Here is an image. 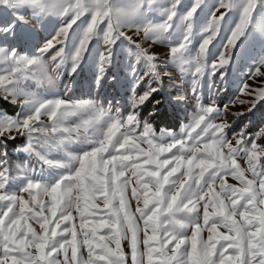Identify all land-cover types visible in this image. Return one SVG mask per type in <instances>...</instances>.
Segmentation results:
<instances>
[{
  "label": "snow or ice",
  "instance_id": "1",
  "mask_svg": "<svg viewBox=\"0 0 264 264\" xmlns=\"http://www.w3.org/2000/svg\"><path fill=\"white\" fill-rule=\"evenodd\" d=\"M154 3L0 0L5 12L29 6L41 17L49 13L60 17L59 27L45 39L38 55H20L13 45L0 48L4 73L0 74V99L15 103L23 97L21 111L15 116L0 112V138L24 137L22 151L35 155L51 170L47 175L42 172L24 178L19 192L26 193L27 199L12 190L8 169L0 170V264H264V145L257 143L258 137L241 129L229 139L231 125L213 123L212 114L218 110L212 106L201 107L181 135L162 132L157 136L152 124L142 120L136 110L157 91L151 87L134 98L133 110L124 116L119 109L105 110L90 100L38 98L20 86L32 68L45 67L46 54L57 74L69 59L75 73L105 22L101 73L122 39L135 47L137 58L150 73L159 75L155 71L157 57L127 36L122 31L125 27L143 31L145 40L172 44V59L182 70L194 63L196 74H201L207 57L214 56L210 67L222 80L237 57L246 54L253 33L250 25L264 37V12L258 11V7L264 9V0H212L211 7L207 0H190L187 5L184 0H168L166 5H156L162 9V22L145 23L144 12ZM205 8V21L198 23ZM254 13L260 16L259 21ZM232 14L235 18L230 22ZM21 20L15 17V22L0 23V33L16 38ZM82 25L78 43L66 52L70 32ZM194 28L199 41L192 57ZM222 33L221 50L213 52ZM253 60L250 78L264 77V51ZM242 92L255 96L249 111L257 102H264V86L244 84ZM72 118L80 121L74 127L68 123ZM72 144L78 146L79 154L67 151ZM40 149L63 150L67 160L49 159ZM240 158L246 168L238 163ZM229 175L239 186L225 182ZM133 178L135 212L129 209L127 198ZM98 195L107 215L99 217L98 224L78 241L88 221L86 213L95 216L100 208ZM73 209L79 214L80 231ZM29 221L39 225V231ZM221 226L227 231H219ZM99 229L105 231L98 235ZM205 230L206 239L202 235ZM121 241L128 242L129 251L121 247ZM81 246L88 249L86 258L79 252Z\"/></svg>",
  "mask_w": 264,
  "mask_h": 264
},
{
  "label": "rangeland",
  "instance_id": "2",
  "mask_svg": "<svg viewBox=\"0 0 264 264\" xmlns=\"http://www.w3.org/2000/svg\"><path fill=\"white\" fill-rule=\"evenodd\" d=\"M116 2L120 5H124L127 3V0H116ZM189 2L190 0H184L185 5ZM207 2L208 7H211L212 0H207ZM167 3L168 0H155V3L144 12L143 21L151 24L161 23L164 18L163 12L162 9L157 8L156 5L159 4L163 6ZM258 11L264 12V9L258 7ZM0 12H2L0 23L15 22V17H22L21 22L17 25L18 33L16 38L11 36L6 37L3 33H0V48L7 49L9 45H13L17 48L20 55H38L39 48L43 46L45 39L50 38V36L54 34L55 28L59 27L60 17L51 13L41 17L29 6L21 7L18 10L8 9L6 12L3 8H0ZM207 13L208 8H205L199 15L198 23L205 21ZM254 16L257 21L260 20V16H256L255 13ZM234 18V14L230 15L229 21L231 22ZM88 19H90V17H88ZM81 20H85V17H81ZM83 26L84 25L80 28H75L74 26L75 30L70 32V39L66 46V52H71L74 45L78 43ZM106 26L105 22L97 29V35L90 43L89 51L85 56L84 62L75 73L71 72V61L69 59L61 66L57 74L53 70L48 54H46L43 57L45 67L41 68L37 66L32 68L29 78L22 80L20 86L25 92L38 98H59L69 102L90 100L98 107H102L105 110L111 109L112 112H115L119 109L124 116L133 110L132 104L134 98L142 95L151 87L155 88L157 91L153 93L143 106L136 110L140 113L142 120H148L152 124L157 136H160L162 132L172 133L177 136L181 135L185 126L193 122L194 117L201 107L212 106L218 110V114H212V122L217 124L227 122L231 125L228 130L229 139H232L233 133H238L243 129L248 136L258 137V144L264 145V143H262V138L264 137V113L261 116L262 120L258 124V129L254 132L247 130L251 122L260 117L257 113V109L258 107L264 109V102H257L255 108L249 111L248 109L252 107L251 101L255 99V96L245 95L242 92L244 84H248L252 88L264 86V77H256L253 79L249 76V73L254 71L255 61L253 57L258 59L261 52L264 51V37H261L258 28H253V26L250 25V31L252 29L253 33L249 37L246 54L237 57L235 63L230 66L227 76L222 80L219 73H213L211 70L210 65L214 60V56L207 57V66L201 74H196L194 63L184 65L182 70L181 65L172 59V44L167 41L161 42L154 39L145 40L143 31L137 33L135 27H125L122 31H124L127 36L132 37L136 43L147 49L149 54L157 57L155 71L158 72L159 75L154 76L150 73L144 61L137 58L135 47L129 45L127 41L122 39L118 41L117 45L113 48L114 55L111 63L105 64L104 71L101 73V61L106 50L103 42V31L106 29ZM197 33L198 29L194 28L192 57L195 56L199 41ZM25 36L28 38L24 39ZM222 43L223 33L221 34V38L215 42L213 52L221 50ZM261 71H264V68H262ZM0 74H4L2 65H0ZM157 96L160 98L156 100V102H166L177 107V114L180 118V124L177 128L168 129L165 127H155L150 120V116L153 114L154 109L150 110L147 114L143 113L148 102ZM9 99H11V97H9ZM22 100L23 97L18 98L15 103H8L2 100L15 108V111L13 113L8 112L0 103V112L15 116L21 111ZM241 100L245 101V103L241 104ZM237 113L244 114L236 115ZM79 122L80 121L76 118H72L68 123L69 126L74 127L75 124ZM80 131L83 134V128H81ZM25 143V138L19 135H17L15 140L0 138V162H2L0 163V170L3 168L8 169V175L11 177L12 190L17 191L18 195H24L27 199L26 193L19 192L20 184L24 178L31 175L39 176L42 172L47 175L51 170L35 155H29L22 151ZM142 147L147 148V144H142ZM40 150L44 152L49 159L67 160L63 150ZM67 151L73 154H79L80 149L76 144H72L68 146ZM5 152L7 153L6 156L3 155ZM238 163H240L241 167H247L243 158L238 159ZM224 180L227 184L239 186L238 181L230 175L224 177ZM133 185L134 178L129 185L127 198L129 201V209L135 212L137 202L131 195V188ZM218 190L219 188L217 186V191ZM44 199H47V197ZM97 203L100 205V208L96 211L95 216H93L91 212L86 213L88 221L83 231L79 229V214L73 209V216L76 217L75 223L77 224V230L80 231V235L77 238L78 241H82L84 239V233L90 232L92 226L98 224L99 217H106L107 212L104 209L102 197H99V195ZM81 206L83 207V201H81ZM202 214L203 209L201 207V223H203ZM137 215L139 214L137 213ZM29 222L39 231V225L32 221ZM140 224L142 227L143 221H140ZM104 231L105 229H99L98 235ZM219 231L226 232L227 229L221 226L219 227ZM188 234H191V229L188 230ZM202 235L206 239L208 235L207 230H205ZM142 236L143 233L141 232V237ZM127 244V241H121V247L126 252L129 251ZM140 247L143 248V245L141 244ZM79 252L86 258L88 249L86 246H81ZM61 259H63L62 255Z\"/></svg>",
  "mask_w": 264,
  "mask_h": 264
},
{
  "label": "trees",
  "instance_id": "3",
  "mask_svg": "<svg viewBox=\"0 0 264 264\" xmlns=\"http://www.w3.org/2000/svg\"><path fill=\"white\" fill-rule=\"evenodd\" d=\"M160 97H154L148 105H146L143 113L147 114L150 110L154 109L153 114L150 116L151 122L157 128L165 127V128H177L179 123V115L177 114V107L172 104L166 102H156ZM1 105L6 108V110L10 113L15 111V108L7 104L5 101L0 100ZM264 109L258 107L257 113L260 115L259 118L253 120L251 124L248 126V131L254 132L258 129V124L262 120L261 116L263 115ZM262 143H264V137L262 138ZM10 144V142H9Z\"/></svg>",
  "mask_w": 264,
  "mask_h": 264
}]
</instances>
